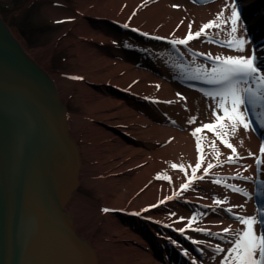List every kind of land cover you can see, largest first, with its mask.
<instances>
[{
	"label": "bare ground",
	"instance_id": "6f19581e",
	"mask_svg": "<svg viewBox=\"0 0 264 264\" xmlns=\"http://www.w3.org/2000/svg\"><path fill=\"white\" fill-rule=\"evenodd\" d=\"M53 1L42 15L46 12L45 19L52 20L53 27L62 26L59 31L46 46L33 51L20 39L19 44L46 74L55 52L65 51L68 59L64 63L71 65L52 81L64 87L61 103L72 97L77 109L73 115L66 114L67 131L79 156L77 187L81 183L92 192L86 197L76 188L65 206L74 233L90 247L95 264H221L227 253H217L216 246L227 249L234 239L222 229L229 225L242 228L237 215L264 218V164H255L261 144L249 129L238 127L232 133L226 127L225 138L236 147L238 156L234 163L228 162L231 149L205 129L198 133V153L192 132L214 122L219 99L181 88L177 80L206 81L205 74L213 67L206 58L209 53L223 57L254 52L264 69V0H237L246 30L235 35L247 40L244 53L218 45L233 38L230 27L222 23L230 14L227 10L218 22L221 27L206 30L207 36L186 46L170 43L184 38L189 24L195 32L215 20L231 0L208 4L203 0ZM107 18L110 24L104 22ZM103 24L122 35L121 45L103 32ZM142 34L165 41L146 39ZM125 53L130 60L118 58ZM249 87L255 91L257 85ZM255 104L264 107V101ZM76 135L81 137V146L75 143ZM201 156L197 176L204 175L209 162L218 166L187 191L180 190ZM172 164H182L186 171L173 169ZM158 174L171 180L156 179ZM216 179L221 183L212 182ZM225 184L235 185L250 197L239 196ZM174 192L179 194L167 199ZM216 199L226 203L216 205ZM105 208L110 211H102ZM97 229L101 231L93 239L90 234ZM257 230L264 232V227L258 225Z\"/></svg>",
	"mask_w": 264,
	"mask_h": 264
},
{
	"label": "water",
	"instance_id": "95a60500",
	"mask_svg": "<svg viewBox=\"0 0 264 264\" xmlns=\"http://www.w3.org/2000/svg\"><path fill=\"white\" fill-rule=\"evenodd\" d=\"M79 166L52 80L0 18V264H95L65 210Z\"/></svg>",
	"mask_w": 264,
	"mask_h": 264
},
{
	"label": "snow or ice",
	"instance_id": "6c2138e0",
	"mask_svg": "<svg viewBox=\"0 0 264 264\" xmlns=\"http://www.w3.org/2000/svg\"><path fill=\"white\" fill-rule=\"evenodd\" d=\"M173 7H179L178 5H173ZM225 10L229 11V15L223 20V24L230 27V35L233 37L230 40L222 41V46H226L229 49H233L236 52L244 53L245 45L248 43L246 39L237 36L235 34L243 29V21L241 20V11L238 7L237 0H231L229 5H226V9H222L217 13L216 19L209 21L200 26L198 31H192V25H188V33L184 38L175 39L170 41L173 45H187L189 41L200 39L202 36H207L206 30L212 28H220L221 17L224 16ZM60 23L61 21H57ZM128 27V25H124ZM160 39V37H155ZM203 55V54H202ZM206 58L212 60L213 67L211 73H206V82L212 85H218L217 91L206 93L212 96L214 99L219 97L218 100V110L213 111L214 122L203 124L201 127L196 128L192 135L197 137V152H201V144L198 133L207 129L212 132L217 138L220 139L221 143L225 147L231 149L232 155L227 158L228 162H235L237 156L236 147L225 138L227 135L223 131L226 127L230 129L232 133H235L238 127H243L245 130L249 129L250 123L244 115L247 111V106L249 104L255 103L257 100L264 101V69L256 64V56L253 55H227V56H215L213 57L210 53L206 55ZM198 71H200L198 69ZM72 79H82L81 77H71ZM255 83L257 88L255 91L251 87H241V85H247ZM183 99V97H181ZM195 118L190 119V123L194 122ZM212 146L215 147V140L211 142ZM260 157H264V144L261 145L259 149ZM250 156L254 155L249 153ZM203 157H199L197 163L192 167V175L187 180V182L180 185L182 191H187L189 187L194 183L195 180H203L208 174L209 170L214 166L212 163H208L206 167L203 168L204 175L197 176L196 173L201 169V160ZM256 165L264 164V159L257 158L255 161ZM173 169H179L181 172H185L186 169L184 165L172 164ZM240 178V177H236ZM156 179L171 180L167 175H157ZM213 183H221L220 179L212 181ZM224 187L231 188L234 192H241L242 190L235 185L225 184ZM179 193L174 192L172 196L167 197V199H172ZM247 195V193H244ZM163 203V201H161ZM216 205L222 206L226 203V200L216 199L214 201ZM237 207H243L242 205ZM147 209H145L146 211ZM229 212L232 208L227 209ZM102 211L108 212L109 209L105 208ZM183 219V218H181ZM237 221L243 227L240 229H234L231 225L222 229L224 235H233L234 239L231 241V247L225 249L220 245H217L215 251L217 253L227 254L223 257L221 264H264V232H258L257 226L264 227V218L257 216H236ZM195 221V217L189 221L191 224ZM201 231V229H195ZM181 233L184 229H179ZM175 243V241H173ZM193 243H199L198 241H193ZM185 255H188L185 252Z\"/></svg>",
	"mask_w": 264,
	"mask_h": 264
},
{
	"label": "rangeland",
	"instance_id": "374dc122",
	"mask_svg": "<svg viewBox=\"0 0 264 264\" xmlns=\"http://www.w3.org/2000/svg\"><path fill=\"white\" fill-rule=\"evenodd\" d=\"M64 1L69 2V0ZM53 4H55L53 0H0V18L3 20L10 31L14 30L16 32L17 37H15L11 31L15 39L19 43L20 39L25 44L27 50L33 51L39 47L46 46L50 42L54 33L58 32L62 27H53L52 20L45 19V16L48 18L47 14H45L46 12L43 13L44 15H42L43 10L45 11L50 7L52 8ZM104 22L110 24V19L107 18L104 20ZM102 28L103 32H109L113 36V38L116 39L119 45L123 43V41H121L122 35L116 34V31L112 30L110 27L104 24ZM124 40L127 41V37H125ZM129 43L128 45H132V43ZM127 55L128 54L126 53L121 54L118 56V58L128 61L130 59L127 58ZM129 56L132 57L133 55ZM67 59L68 56L63 50L60 52H55V54L51 57L50 66L47 73L51 80H53L52 78H54L61 72H66L69 70L71 65H69L68 63H64V61ZM131 62H134L133 65L137 64L135 63V60H131ZM53 84L55 85V89L57 90L58 97L61 99L63 97L64 87L57 84L56 82H53ZM71 98L72 97H68L62 103L65 108L66 114L69 115H73L77 111ZM74 140L76 145L81 146V137L76 135ZM76 191L77 193L86 197L92 196V192L88 191L86 188L84 189L81 183L77 187ZM100 231V229H97L96 233L94 235L90 234V236H92V238L94 239L100 233Z\"/></svg>",
	"mask_w": 264,
	"mask_h": 264
}]
</instances>
